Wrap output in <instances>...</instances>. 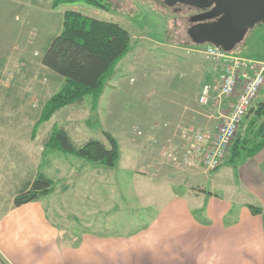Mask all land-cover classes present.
<instances>
[{"label": "rangeland", "instance_id": "1", "mask_svg": "<svg viewBox=\"0 0 264 264\" xmlns=\"http://www.w3.org/2000/svg\"><path fill=\"white\" fill-rule=\"evenodd\" d=\"M101 3L107 8L84 2L68 5L76 6L87 16L120 24L131 35L132 50L117 63L99 98L96 114L91 111V97L87 94L82 102L61 108L40 124L35 132L37 139L31 141L33 153L24 159L25 170L8 173V187L2 194L0 192V210L5 207L6 198L9 203L10 192L22 185L33 170L45 171L52 180H58L65 178L57 177L61 174H73L79 168L95 165L57 148L44 149L54 124L62 125L76 145L90 138L103 140L102 131H108L118 143L120 160L118 156L117 163L126 164L130 153L136 152L142 160L146 155L140 174L150 178L157 176L163 166L180 171L188 169H179L170 163L157 164L162 144L169 140L180 142L182 127L202 128L217 124L216 119L207 118L210 112L196 101L201 85L207 81L215 83L220 77L219 64L203 53L205 44L184 42V29L179 34L181 27L174 26L172 14L152 0H102ZM24 10H28L27 5ZM14 13L18 19L13 14L7 18V27H0V56H5L0 60V130L30 134L45 101L63 82L60 75L41 65L36 55V51L43 52L42 44H49L60 33L61 26L59 17L54 16L50 26L48 24L43 30L41 25L37 28L25 23L20 10ZM229 52L264 60V22L249 28ZM24 141L29 142L28 138ZM8 148L11 153L7 157L10 158L12 149L17 148L12 145ZM37 162L39 169L35 165ZM122 172L120 169L119 173ZM128 179V187L125 183V187L121 184L117 188L102 189L103 205L96 201L81 205V201L75 199L78 204L69 207L71 199L57 198L56 203L64 209L60 215H68L61 220L64 228L85 229L84 222L95 225L109 219V226L125 229L129 214H133L138 206L134 195L138 182L135 183L133 177L124 178V181ZM111 212L115 214L112 219L109 217Z\"/></svg>", "mask_w": 264, "mask_h": 264}, {"label": "crops", "instance_id": "2", "mask_svg": "<svg viewBox=\"0 0 264 264\" xmlns=\"http://www.w3.org/2000/svg\"><path fill=\"white\" fill-rule=\"evenodd\" d=\"M17 10L25 23L41 25L43 30L54 16L62 27L66 10L80 12L68 4L53 8L51 0H0L1 28L7 27V18L13 14L18 19ZM42 45L44 52L48 44ZM43 52L36 51L39 62ZM263 99L264 86L253 104ZM27 138L29 142L24 141ZM33 139L37 137L32 138L31 132L0 130L1 194L8 187V173L25 170L24 159L33 153ZM11 145L17 149H12L9 158ZM145 160L146 155L138 159L135 152L123 165L93 164L73 174L66 172L57 176H64V181L48 195L14 205L15 195L38 173L33 170L10 192L9 203L6 198L8 204L0 210V264H264V146L243 162H223L211 171L200 165L182 171L163 166L150 178L140 174ZM120 169L125 172L120 174ZM127 177L138 182L134 193L138 206L129 214L125 229L109 226V219L95 225L84 222L85 229L64 228L61 220L68 215L65 219L60 215L64 209L57 198L71 199L69 207L75 199L81 205L93 201L103 205L102 189L128 187ZM251 206L260 211L254 213Z\"/></svg>", "mask_w": 264, "mask_h": 264}, {"label": "trees", "instance_id": "3", "mask_svg": "<svg viewBox=\"0 0 264 264\" xmlns=\"http://www.w3.org/2000/svg\"><path fill=\"white\" fill-rule=\"evenodd\" d=\"M102 0H51V6L84 2L97 8H107ZM192 45H196L191 43ZM130 33L117 22L66 10L60 33L55 35L43 52L40 62L63 78L60 88L45 101L40 116L31 130L34 138L42 122L49 120L61 108L91 97V111L97 113L99 98L115 72L117 63L132 50ZM103 140L90 138L76 145L62 125L54 124L44 149L57 148L63 153L85 159L89 163L114 167L119 156L115 137L102 131ZM264 146V99L252 104L243 117L239 131L229 148L225 162L238 164L253 156ZM64 179L52 180L38 173L26 188L19 191L14 205H20L51 193ZM254 213L260 208L251 206Z\"/></svg>", "mask_w": 264, "mask_h": 264}, {"label": "built area", "instance_id": "4", "mask_svg": "<svg viewBox=\"0 0 264 264\" xmlns=\"http://www.w3.org/2000/svg\"><path fill=\"white\" fill-rule=\"evenodd\" d=\"M203 53L219 64L220 77L215 83H203L196 101L210 112L207 118L216 119L217 124L213 128L182 127L180 142L169 140L160 147L159 165L170 163L179 169L200 165L206 171L218 168L227 158L243 117L264 86V60L233 55L211 43L204 45Z\"/></svg>", "mask_w": 264, "mask_h": 264}, {"label": "water", "instance_id": "5", "mask_svg": "<svg viewBox=\"0 0 264 264\" xmlns=\"http://www.w3.org/2000/svg\"><path fill=\"white\" fill-rule=\"evenodd\" d=\"M182 1L201 5L195 0ZM223 12L216 22L198 24L188 29L193 44L211 43L227 52L231 51L249 28L257 22H264V0H217L216 6L205 17Z\"/></svg>", "mask_w": 264, "mask_h": 264}, {"label": "flooded vegetation", "instance_id": "6", "mask_svg": "<svg viewBox=\"0 0 264 264\" xmlns=\"http://www.w3.org/2000/svg\"><path fill=\"white\" fill-rule=\"evenodd\" d=\"M152 1L161 6L159 8H165L172 14L174 26L181 27L179 34H181L184 29L183 36L185 39L183 40L182 38V40L187 43H192V39L188 34V29L190 27L198 24H208L216 22L224 14L223 12L218 15H211L210 17H205L216 6L217 0H195L197 2H200L201 5H195L182 0ZM168 1H170L169 4Z\"/></svg>", "mask_w": 264, "mask_h": 264}]
</instances>
